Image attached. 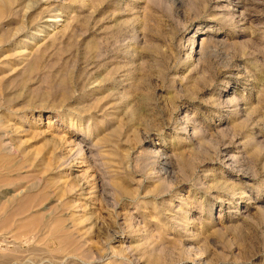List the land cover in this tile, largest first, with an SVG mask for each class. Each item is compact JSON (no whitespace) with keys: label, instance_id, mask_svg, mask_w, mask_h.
I'll use <instances>...</instances> for the list:
<instances>
[{"label":"rangeland","instance_id":"374dc122","mask_svg":"<svg viewBox=\"0 0 264 264\" xmlns=\"http://www.w3.org/2000/svg\"><path fill=\"white\" fill-rule=\"evenodd\" d=\"M0 205V264H264V0H0Z\"/></svg>","mask_w":264,"mask_h":264},{"label":"bare ground","instance_id":"6f19581e","mask_svg":"<svg viewBox=\"0 0 264 264\" xmlns=\"http://www.w3.org/2000/svg\"><path fill=\"white\" fill-rule=\"evenodd\" d=\"M44 2V1H43ZM58 9V8H57ZM55 10V9H54ZM60 16H62V12L59 10H57V13L56 14H53V15H50V17L49 18H47L45 21H46V23L48 24V25H50V24H57L59 21H61L62 20V18L60 17ZM43 22V21H42ZM62 24V23H61ZM39 26V25H38ZM50 27V26H49ZM55 28V27H54ZM45 33V32H44ZM38 34V33H37ZM41 36V35H40ZM18 37V36H17ZM16 39V38H15ZM33 40V39H32ZM35 41V40H34ZM21 43V42H20ZM24 43V42H23ZM14 44V43H13ZM31 48V47H30ZM36 48V47H35ZM25 49V48H24ZM25 53V52H24ZM25 56V55H24ZM24 58V57H23ZM16 66V65H15ZM39 110V109H38ZM68 114V113H67ZM66 114V115H67ZM26 116V115H25ZM34 122V121H33ZM11 128V127H10ZM51 129V128H50ZM28 131V130H27ZM11 132V131H10ZM9 133V132H8ZM14 135V134H13ZM12 135V136H13ZM11 136V135H10ZM4 137V136H3ZM7 138V137H6ZM68 139V138H67ZM70 142V141H69ZM72 142V141H71ZM76 142V141H75ZM74 144V143H73ZM73 146V145H72ZM68 147V146H67ZM84 150V149H83ZM74 153V152H73ZM66 157V156H65ZM71 157V156H70ZM72 162V161H71ZM5 164V163H4ZM71 164V163H70ZM57 165V164H56ZM58 166V165H57ZM66 168V167H65ZM64 169V168H63ZM57 171H59V170H57ZM64 171V170H63ZM70 174V173H69ZM64 177V176H63ZM82 184V183H81ZM87 185V184H86ZM26 191V190H25ZM13 202V201H12ZM74 203V202H73ZM17 204V203H16ZM12 205H9V206H2V205H0V209H2V208H4V209H12ZM14 210V209H13ZM59 210V209H58ZM6 211H8V210H6ZM52 211V210H51ZM58 212V211H57ZM66 212V211H65ZM65 212H62L63 214H65ZM60 213V212H59ZM80 213V212H79ZM116 213V212H115ZM11 214V213H10ZM9 214V215H10ZM56 214V213H55ZM61 214V213H60ZM67 214V213H66ZM6 215H7V213H4V217H3V219H2V221H3V223H5L6 222V220H8V219H6ZM49 215H50V212H49ZM11 216V215H10ZM95 216V215H94ZM46 217V216H45ZM115 217V216H114ZM60 218V217H59ZM98 218V217H97ZM47 219V218H46ZM28 220V219H27ZM32 220V219H31ZM79 220V219H78ZM93 220H95V218L93 219ZM92 220V221H93ZM116 220H117V218H116ZM116 220H114V221H116ZM51 221V220H50ZM12 222V221H11ZM11 222H9V223H11ZM64 222V221H63ZM67 222H68V220H67ZM118 222V221H117ZM27 223H28V221L26 222V225H27ZM69 223V222H68ZM75 222L73 221L72 222V226H68V227H65L64 229V233H63V240H67V242L72 238L73 239V237H74V235H76L75 234V224H74ZM99 223V222H98ZM100 223H102L101 221H100ZM114 223V222H113ZM76 224H77V222H76ZM114 224H116V222L114 223ZM8 225V224H7ZM46 225V224H45ZM97 225H99V224H97ZM96 225V226H97ZM101 225V224H100ZM12 226V225H11ZM29 226V225H28ZM42 226V225H41ZM79 226V225H78ZM105 226V225H104ZM116 226V225H115ZM73 227V232H71L70 230H69V228H72ZM77 227V226H76ZM8 228V227H7ZM99 228V227H98ZM97 228V229H98ZM113 228V227H112ZM96 229V230H97ZM104 229H106V227H104ZM109 230V229H108ZM32 231V230H31ZM56 231V230H55ZM102 231H103V229H102ZM41 232V231H40ZM99 232V231H98ZM104 232V231H103ZM102 232V233H103ZM32 233V232H31ZM73 233H74V235H73ZM105 234H107V232L105 233ZM72 235H73V237H72ZM101 235V234H100ZM99 236V235H98ZM103 236V235H102ZM105 236V235H104ZM78 237V236H77ZM80 237V236H79ZM103 238V237H102ZM81 239V238H80ZM71 241V240H70ZM88 241V240H87ZM86 241V242H87ZM72 242H73V240H72ZM72 242H71V245H72ZM75 242V241H74ZM77 243V242H76ZM76 243H74L75 245H76ZM68 245H69V243H68ZM70 245V246H71ZM108 245V244H107ZM104 246V245H103ZM111 246V245H110ZM72 247V246H71ZM75 247V246H74ZM96 247V246H95ZM109 247V246H108ZM107 247V248H108ZM74 249V248H73ZM110 252V251H109ZM16 255V254H15ZM63 255V254H62ZM70 255V254H69ZM42 257V256H41ZM70 256H66V257H63L62 258V261L59 263V264H65L69 259H71V258H73L72 256H71V258H69ZM13 258V257H12ZM78 258V257H77ZM80 258V257H79ZM100 260V259H99ZM44 261H46V260H42L40 263H35V262H31V264H44L45 262ZM12 262V261H11ZM12 263H14V262H12ZM16 263V262H15ZM18 263V262H17ZM23 263H25V261H23ZM30 263V262H29ZM47 263H49V264H53L52 262H49V261H47ZM11 264V263H10ZM20 264V263H19ZM56 264V263H55Z\"/></svg>","mask_w":264,"mask_h":264}]
</instances>
